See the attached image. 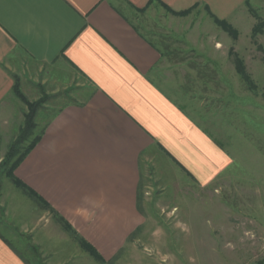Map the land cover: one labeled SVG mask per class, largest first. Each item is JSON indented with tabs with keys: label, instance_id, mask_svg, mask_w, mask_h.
<instances>
[{
	"label": "crops",
	"instance_id": "0c3cea01",
	"mask_svg": "<svg viewBox=\"0 0 264 264\" xmlns=\"http://www.w3.org/2000/svg\"><path fill=\"white\" fill-rule=\"evenodd\" d=\"M244 2L0 0V111H26L16 78L22 92L37 87L69 98L14 172L48 205L41 210L56 211L103 260L151 220L156 192L205 187L235 167L224 146L158 83L163 53L136 17L165 15L166 6L190 9L186 15L209 8L230 19ZM46 221L42 244H57L55 232L68 234L55 217ZM3 238L0 264H26Z\"/></svg>",
	"mask_w": 264,
	"mask_h": 264
},
{
	"label": "rangeland",
	"instance_id": "374dc122",
	"mask_svg": "<svg viewBox=\"0 0 264 264\" xmlns=\"http://www.w3.org/2000/svg\"><path fill=\"white\" fill-rule=\"evenodd\" d=\"M171 10L181 17L157 11L136 17L163 53L157 81L224 146L235 167L205 187L191 183L176 193L168 185L165 194L156 192L151 220L110 260L89 254L65 228L68 234L55 232L57 244L46 246L38 232L56 215L41 210L1 164L25 125L29 103L37 104L34 126L22 147L69 98L37 87L22 92L16 78L13 88L25 97L19 100L26 111H0V232L9 242L0 237L26 264L264 263V0H245L232 18L222 19L226 25L208 11Z\"/></svg>",
	"mask_w": 264,
	"mask_h": 264
},
{
	"label": "trees",
	"instance_id": "16d2710c",
	"mask_svg": "<svg viewBox=\"0 0 264 264\" xmlns=\"http://www.w3.org/2000/svg\"><path fill=\"white\" fill-rule=\"evenodd\" d=\"M165 8L167 10H171L170 8L166 7ZM190 9H186V10H182V11H173L171 10V12L178 14V15H184L187 14V12H189ZM249 10L251 12V8L249 7ZM208 13L210 14V16L216 21L218 22L220 25H226L225 22L217 17H215L210 11L209 9H207ZM228 26V25H227ZM14 92L15 94L25 100V97L22 96V94L20 92L17 91V85H15L14 87ZM35 103H29L28 104V108L29 111L28 113L25 115V125L22 127V129L19 132L18 137L10 144L8 151L6 153V158L3 160L1 167L4 168L6 167L5 173L9 176H13V180L16 184H18L20 187H22L28 195H30L31 197H33L36 201L38 200V202L40 203V205L42 206H48L46 205L43 201L39 200V197L36 196L35 194L32 193L31 189H29L28 187H25L22 182L16 178L14 176L13 170L15 169V167L21 162V160L24 158V156L33 148V146L35 145V143L37 142V140L39 139V137L37 136V138L35 140H33L29 146L27 147H22L21 142L26 140V137L28 136V134L31 131V127L34 126V115H35V108H36ZM22 148V150L20 151V149ZM2 172V170H0V173ZM51 211L56 215V219L64 226L65 229L69 230L72 232V229L70 228L69 224L62 219V217L58 216L56 211H54L53 209H51ZM78 237V236H77ZM79 243L80 245L86 249L89 254L93 255L95 258L99 259L100 261H102L103 259L100 257V255L97 253V251L89 244L87 243L85 240H83L81 237H78ZM257 264H264L262 261H258Z\"/></svg>",
	"mask_w": 264,
	"mask_h": 264
}]
</instances>
